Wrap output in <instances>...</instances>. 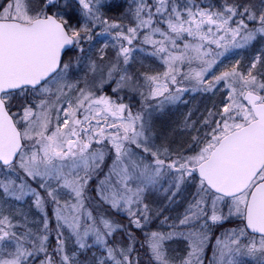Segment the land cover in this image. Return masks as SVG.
<instances>
[{"label": "snow or ice", "instance_id": "obj_1", "mask_svg": "<svg viewBox=\"0 0 264 264\" xmlns=\"http://www.w3.org/2000/svg\"><path fill=\"white\" fill-rule=\"evenodd\" d=\"M0 264H264V0H0Z\"/></svg>", "mask_w": 264, "mask_h": 264}]
</instances>
